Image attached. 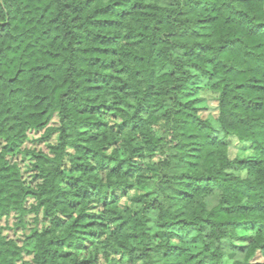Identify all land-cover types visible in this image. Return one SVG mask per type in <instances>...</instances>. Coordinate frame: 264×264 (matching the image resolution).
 Listing matches in <instances>:
<instances>
[{"label": "trees", "instance_id": "1", "mask_svg": "<svg viewBox=\"0 0 264 264\" xmlns=\"http://www.w3.org/2000/svg\"><path fill=\"white\" fill-rule=\"evenodd\" d=\"M258 257L264 0H0V264Z\"/></svg>", "mask_w": 264, "mask_h": 264}, {"label": "rangeland", "instance_id": "2", "mask_svg": "<svg viewBox=\"0 0 264 264\" xmlns=\"http://www.w3.org/2000/svg\"><path fill=\"white\" fill-rule=\"evenodd\" d=\"M209 97V96H208ZM210 98V97H209ZM214 98H210V103H209V111L204 113V116L206 117H211L216 115V107L217 103L213 100ZM43 138V132L39 134H34L31 136V140L27 145V149H35V150H41L44 152H48V145L49 144H54L56 141V136H53L51 140L42 139ZM231 155L232 158H236L238 155H242L241 151H239V148L235 145L231 147ZM11 160L14 162H17L21 168L24 180L26 184L28 185H34L35 178L33 173L31 172V165L29 161L28 156H24L23 154H17L15 157H12ZM128 199H123L122 203L123 204H128L129 200ZM30 204H32V200H30ZM6 222V221H5ZM3 223L4 225H8V230L6 231V235L12 239L17 240L19 243H21L27 235L30 234L31 229H34V225L37 227L36 222L34 221V216L29 215L26 217L24 220V224H19L18 218H16L15 215H12L11 218L6 222ZM44 222L41 220L40 226ZM39 225V224H38ZM260 262H264V258H257Z\"/></svg>", "mask_w": 264, "mask_h": 264}]
</instances>
